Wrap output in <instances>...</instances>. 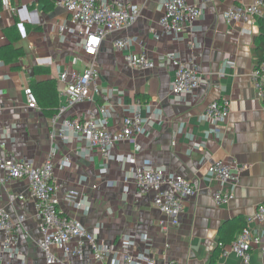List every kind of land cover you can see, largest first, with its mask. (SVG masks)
<instances>
[{
    "label": "crops",
    "instance_id": "1",
    "mask_svg": "<svg viewBox=\"0 0 264 264\" xmlns=\"http://www.w3.org/2000/svg\"><path fill=\"white\" fill-rule=\"evenodd\" d=\"M108 1L115 6L137 4L139 16L129 28L105 37L94 58L101 70V83L104 87L123 88L126 103L152 104L154 110L160 111L161 118L148 124L144 134L139 136L138 151L129 143L116 147L117 155L134 156L135 162H110L108 174L102 179H98L97 174L104 157L98 150H94V160H90L80 153V143L64 144L61 137L55 136L61 147L58 163L65 158L73 162L70 167L56 168L63 198L61 210L79 218L89 228L99 224V241L116 247L127 233L152 236L155 240L153 254L160 260H174L177 264H212L215 256V264H264V243L253 246L249 263L234 252L224 255L220 245L225 224L232 226L233 238L237 237L241 220L253 215L257 205L264 203V98L258 96L251 81V72L260 61L256 44L260 20L228 23L224 18V12L231 4H251L256 0H189L206 4V9L204 16L187 25L180 40L171 39L163 31L164 0ZM10 4L8 8L1 1L0 47L9 42L6 29L18 22L22 37L14 45L23 46L26 55L12 65L0 61V153L5 158L27 159L42 165L52 150L51 132L55 128L57 134L62 119L53 126L51 118L40 107L29 108L24 89L32 82L57 79L65 69L83 70L89 58L80 47L79 33L68 32L64 38L59 34L61 24H70V14L54 0H10ZM76 29L81 31L83 26L77 25ZM120 37L135 39L130 49L144 50L155 59L159 54L174 51L184 62L194 60L209 78V84L197 91L198 98L192 106L173 103L170 83L175 68L143 70L128 65L125 59L128 51L120 50L114 44ZM37 65L49 67L51 74L35 75ZM222 97L230 99V114L221 135L206 138L205 131L210 128V123L203 117L206 107ZM105 99V94L96 95L93 100L71 108L64 117L85 118L98 114L99 104ZM123 100L117 96L106 100L114 105L108 124L111 128L122 123ZM145 114L148 115L146 110ZM195 142L204 147L195 149ZM147 158L198 187L195 195L185 198L180 224L168 234L159 228L158 222L165 215L154 205L152 191L143 198L136 196L133 170ZM216 160H224L240 170L235 197L223 206H218L213 197L218 183L205 179L209 164ZM68 193L86 200L88 209L68 204L64 200ZM12 194L22 195V198L12 201ZM0 208L7 209L19 227L17 250L15 254H7L6 264H47L40 247V221L26 179L0 186ZM20 216H24L23 222H20ZM250 225L257 231L263 227L258 222ZM225 242V245L231 243ZM131 251L136 253L138 249ZM90 253L87 248L86 256ZM118 254L117 250L114 256Z\"/></svg>",
    "mask_w": 264,
    "mask_h": 264
},
{
    "label": "built area",
    "instance_id": "2",
    "mask_svg": "<svg viewBox=\"0 0 264 264\" xmlns=\"http://www.w3.org/2000/svg\"><path fill=\"white\" fill-rule=\"evenodd\" d=\"M1 1L4 6L11 7L10 0ZM54 2L70 14V24H61L58 27L59 34L64 38L68 32L79 33L80 47L89 58V62L83 70L65 69L58 75L57 88L62 101L51 121L53 126L57 125L60 119L62 122L57 134L55 128L51 132L53 145L48 159L42 165H38L32 160L5 158L0 153V186L9 181L21 179L28 181L40 221L42 234L40 247L47 264H80L84 261L90 264L105 263L108 260H111L112 264H177L174 260L169 261L165 258L160 260L155 257L153 254L155 240L148 234H124L116 247L114 244L99 241L101 228L99 224L89 228L79 218L61 210L63 198L60 195L61 183L57 178L56 168L70 167L73 162L64 159L58 163L61 147L55 136L61 137L64 144H71L72 141L80 143V153L90 160H94V150H98L104 157L97 174V178L102 179L108 174L110 162H135L134 156L117 155L116 147L121 143H129L138 151L139 136L144 134L148 124L160 120L161 113L154 110L150 103L145 105L140 101L126 103L123 100L126 96L123 88L104 87L101 83V70L94 61L109 33L123 31L137 21L138 5L130 3L115 6L108 0H54ZM205 9L206 4H195L189 0H164V14L161 18L164 33L173 40H180L187 25L204 16ZM224 18L228 23H247L254 18L264 19V0H256L251 4L233 3L225 10ZM77 25H82L83 29L77 30ZM134 41L135 39L127 37H120L114 41L118 49L128 51L125 55L128 65L143 70L174 67L175 75L170 83V100L173 103L182 102L192 106L198 98L197 91L209 84V78L200 71L197 62L194 60L184 62L174 51L159 54L155 59L144 50H131ZM192 45L195 46L194 43ZM251 81L258 96L263 99L264 59L253 68ZM24 93L28 107L38 109L37 97L29 85L25 87ZM100 94H105L106 99L99 104L98 114H90L85 118L64 117L71 108L93 100L94 96ZM114 96L124 101L125 108L122 123L117 128L108 126L114 105L106 100ZM144 109L148 115H144ZM229 114L230 99L227 97L213 100L208 104L203 116L210 123V128L205 131L206 138L221 135L223 124ZM8 132L7 129L6 133ZM203 147L202 143L194 144L195 149ZM133 175L138 198H143L147 192L152 191L154 205L165 215V218L158 222L159 228L161 232L168 234L170 229L180 224L185 198L195 195L198 187L191 180L169 171L165 166L154 164L150 158L135 166ZM205 179L210 183H218L217 189L213 191V197L218 206H223L235 197L240 184V170L224 160H216L209 164ZM18 198L21 199L22 195H11L12 201ZM64 200L78 209L89 207L86 200L78 199L73 193L66 194ZM23 220L24 216H20V222ZM253 222H258L263 227L257 231L250 225ZM246 223L232 243L222 245V253L227 255L234 252L245 263H249L253 246L264 243V203L258 204L254 214L246 217ZM18 243V225L7 209L0 208V264H6L7 254H15ZM87 248L91 250L90 256H86ZM137 249L136 253L131 251ZM117 250L119 254L114 256Z\"/></svg>",
    "mask_w": 264,
    "mask_h": 264
},
{
    "label": "trees",
    "instance_id": "3",
    "mask_svg": "<svg viewBox=\"0 0 264 264\" xmlns=\"http://www.w3.org/2000/svg\"><path fill=\"white\" fill-rule=\"evenodd\" d=\"M0 8H1V0H0ZM260 23V34L257 37V52L259 56V60L262 61L264 59V19L259 18ZM6 35L8 36L9 42L0 47V61L4 64L12 65L20 61L26 55V51L23 46H15L14 43L18 41L22 34L20 32L18 22L15 25L6 29ZM34 74H51V70L47 66L37 65L34 68ZM29 86L34 91L38 105L41 111L49 118H51L58 110L60 105V93L57 88V79L49 78L43 81H36L29 84ZM145 95L142 96V98ZM246 219L241 220L237 231L240 233L244 227L246 226ZM223 233L220 237V245H225L226 240L231 241V243L237 238L234 237V233L232 231V226L227 223L223 226ZM222 229V230H223ZM239 235V234H238ZM237 235V236H238ZM234 239V240H233ZM216 258L215 256L212 258V264H215Z\"/></svg>",
    "mask_w": 264,
    "mask_h": 264
},
{
    "label": "bare ground",
    "instance_id": "4",
    "mask_svg": "<svg viewBox=\"0 0 264 264\" xmlns=\"http://www.w3.org/2000/svg\"><path fill=\"white\" fill-rule=\"evenodd\" d=\"M122 106H124V104H123ZM66 159H68V158H65V160H66ZM68 160H69V159H68Z\"/></svg>",
    "mask_w": 264,
    "mask_h": 264
},
{
    "label": "water",
    "instance_id": "5",
    "mask_svg": "<svg viewBox=\"0 0 264 264\" xmlns=\"http://www.w3.org/2000/svg\"><path fill=\"white\" fill-rule=\"evenodd\" d=\"M23 26L21 25V28H22Z\"/></svg>",
    "mask_w": 264,
    "mask_h": 264
}]
</instances>
